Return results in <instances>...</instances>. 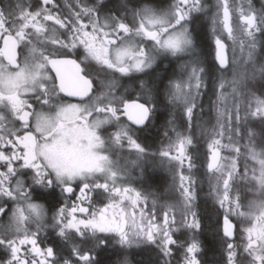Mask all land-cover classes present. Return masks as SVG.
<instances>
[{
    "label": "snow or ice",
    "instance_id": "1",
    "mask_svg": "<svg viewBox=\"0 0 264 264\" xmlns=\"http://www.w3.org/2000/svg\"><path fill=\"white\" fill-rule=\"evenodd\" d=\"M137 5L121 0L113 12L104 0H75L65 14L56 0L0 4V217L9 220L0 264H99L97 249L134 244L155 245L161 264L177 253L178 264H202L190 148L206 96L215 113L206 130L209 195L223 210L225 264H264V0L259 9L252 0H172L159 12ZM209 15L210 66L191 29ZM168 57L177 66L167 83L133 75L147 77ZM244 65L251 67L238 71ZM126 76L138 81L136 99L116 94ZM257 78L258 95L246 83ZM161 90L173 119L167 144L150 153L139 133L151 125ZM177 111L186 132L176 127ZM125 149L135 159L121 164ZM157 155L179 169V198L162 219L130 171Z\"/></svg>",
    "mask_w": 264,
    "mask_h": 264
},
{
    "label": "flooded vegetation",
    "instance_id": "2",
    "mask_svg": "<svg viewBox=\"0 0 264 264\" xmlns=\"http://www.w3.org/2000/svg\"><path fill=\"white\" fill-rule=\"evenodd\" d=\"M104 1H106V0H104ZM165 1H167V2H165V5L154 4V6H152V7H155L157 5L155 8H158L159 10L162 8H165L167 6V4L170 2V0H165ZM56 2L59 5L61 11H63L65 14H67L69 12V11H66V7H69V5L65 6L64 4L60 3V0H56ZM94 2H95V0H94ZM210 2L208 1L209 4H210ZM2 3H4V0H0V4H2ZM31 3L36 4V3H38V1L36 3H35V1H31ZM143 5H147V4H143ZM201 17L203 18V21L205 24V30L208 32V35H210L208 18H206L204 16H201ZM129 19H131L130 16H129ZM195 22L191 25V29L193 31V38H194V41L196 44L195 33H194ZM197 52L200 55L201 59L203 60L202 53H200V51H198V50H197ZM212 58L213 59L211 60V62L214 63V61H213L214 60V52L212 54ZM170 61L172 63L169 64ZM176 65H177V62L173 58H161V59H158L156 61V63L153 65L152 69L147 70V72L149 73V75L147 77L143 76L144 74H140V73H136L133 75L139 76L141 78L143 77V78L149 79L150 81H151V77L153 75H157L159 77H164L165 78L164 82L167 83V78L171 76V74L173 73V70L176 68ZM167 68H170L169 73L167 72ZM52 75H54V72L52 73ZM116 75L119 76V74H116ZM119 82H120V87L117 89V93H116L117 95L123 94L125 97L130 96L132 99L137 98V96L139 94L138 81L134 82V80L131 77L126 76V77H120ZM160 94H162L161 95L162 98L159 97ZM160 94L157 98L155 97V94L153 97L155 102H156L155 103V109H157V110H155V113L152 117V122H151L150 126H155L157 124V126H155V127L158 130H160V129L165 130V128L168 126L169 120L173 119L172 112H174V109L167 103V100L164 96L163 90H161ZM213 98H214V96L212 97V99ZM160 99H162L161 100L162 102L159 101ZM64 100L66 103H78L79 102L78 98H75V97H64ZM205 100H206V102H208L207 106H210L209 105L210 101H209L207 96L204 97V101ZM159 102H160V104H159ZM157 104H159L160 106ZM159 116H161V117H159ZM203 117L209 118L210 114L203 115ZM161 118H162V120H161ZM123 119L125 120L126 118H123ZM179 121H180V119H179V112H178V113H176V127L179 131H181L179 129V126H178ZM125 122H126V120H125ZM148 130L149 129L147 128L146 131L143 130L139 133L140 142H142L145 146H147V148L149 146L148 151L150 153L151 152L158 153L159 150L161 149V147L164 144H167V139L164 137V131H161V130H160V132L157 131L156 132L157 135L156 134H155L156 136L154 135L153 141H152V143H150L151 144L150 145L145 141V137L148 134V132H147ZM125 155L126 154L123 153L124 159L121 160V164H124L126 161ZM129 157H131L130 158L131 160L135 159L134 154L128 155V158ZM128 162H130V161H128ZM151 169L155 170V174L157 176L162 177L164 185L162 187L163 189H161L162 190L161 193L157 192L155 189H151L150 186L153 184L147 183L148 181L145 180L147 172H149ZM131 175L133 177V182H132L133 187H135L139 191L144 192L146 195L149 193L153 194V195L149 196V199H148L147 207L149 209H152L149 206V202H153V198H156V200L158 202L159 201L165 202L166 200L167 201L171 200V196H172V193L174 190L173 189H171L170 191L166 190V188H165L166 181L165 180H166V178L169 180L172 176L170 175L169 171L166 170V168L163 166V163H161V158L158 155L154 159H150L147 163H143L142 167L134 168L131 171ZM172 183H173V181H172ZM151 187H153V186H151ZM58 193H59V190H57V194ZM37 202L44 203V201H37ZM156 211L162 219L163 210H156ZM48 215L50 217L51 212H49ZM221 221H222V216H221ZM7 227H9L8 217H0V229H4ZM51 232H52V230L48 229V233L51 234ZM42 235H43V233H42ZM174 235L178 236L177 232ZM219 235L221 237L222 232L219 231ZM49 239L50 240L53 239V236L49 235ZM237 242H238V238H237ZM215 246L218 247L216 254L214 256L208 255V257H206L202 253L203 244L200 243L201 251L198 254V258L202 260V264H225L226 253L224 252V246L221 244V242L216 243ZM125 248L126 249L121 248L119 245H114V246L105 248L103 250L97 249V251L95 253H93V255L98 260L99 264H117V261H122L125 258L127 259L128 264H161V257L159 255V250L156 248L155 245H148V244L135 245L134 244L131 247H125ZM102 252H105V255H103L102 257H99V255L102 254ZM175 257L176 258H174L172 260V264H178L179 253L175 254Z\"/></svg>",
    "mask_w": 264,
    "mask_h": 264
},
{
    "label": "trees",
    "instance_id": "3",
    "mask_svg": "<svg viewBox=\"0 0 264 264\" xmlns=\"http://www.w3.org/2000/svg\"><path fill=\"white\" fill-rule=\"evenodd\" d=\"M31 1H37V0H31ZM208 1L210 2L211 0H207V2ZM165 2H167V1H165V0H140V5H142V4H147L150 6H154V4L165 5ZM257 2H260V6H261L262 0H257ZM104 3L107 5L108 9H111L114 12L117 8H119V6L121 4V0H106V1H104ZM140 5H137V6L139 7ZM106 14H109V13L105 12L102 15H106ZM194 33H195L197 50L200 51V53H202L203 60L206 62V64L209 66L212 65L213 63L211 62V60H212V54L214 52V45L212 42L211 35H208V32L205 30V24H204L202 17H200V19H198L195 22ZM206 46H208L210 49ZM169 69L170 68H167L168 73H169ZM158 77L159 76H157V75H153L151 77V80H154ZM213 99H215V97ZM207 104H208V102H206V100H205L204 101V114L203 115L211 114L210 106H207ZM176 113H178V112H176ZM212 120L213 119H211V115L209 118L202 116V118L199 122H201L205 128L210 129V126L208 124H210L212 122ZM212 124H213V122H212ZM185 125L183 127H181V122L179 121V123H178V126L181 128V130L186 132L187 130L185 129ZM148 129L149 130H148L147 136L145 137V141L148 144H150V143H152L153 137L156 134V132L158 131V129L155 128V126H154V128H153V126H149ZM204 136H205L204 138H202L203 136H201V137L196 139V142L190 148V152H192V154L196 157L195 162L197 165L196 169H194L193 171H194V178L196 180V184H195L196 212L198 213V218L201 222V229L198 232V236L200 239V243L203 244L202 253L204 254V256L208 257V255L214 256L216 254L218 247L215 246V244L221 242L219 231H218V220L221 221V209L219 208V205H216L211 200L210 195L208 194V191H209L208 186L209 185H207L205 183V178L207 177V171H206V167L204 165L205 158H206V150L204 148V143H205V140L207 139V134H205ZM249 163L251 164V161H249ZM150 171H152V172H150ZM150 171L147 172L148 174H146L145 180L148 181L147 183L153 184V185H151L153 187L150 186L151 189H155L157 192L161 193V191H162L161 189H163L162 187L164 185L162 177L157 176L155 174L154 169H151ZM165 181H166L165 188L167 191H170L172 188V186H170V184L172 183V179L170 178L168 180L166 178ZM209 193H210V191H209ZM250 197H251V194H250ZM218 213H220V215H218ZM103 255H105V252H102V254H100L99 257H102Z\"/></svg>",
    "mask_w": 264,
    "mask_h": 264
},
{
    "label": "rangeland",
    "instance_id": "4",
    "mask_svg": "<svg viewBox=\"0 0 264 264\" xmlns=\"http://www.w3.org/2000/svg\"><path fill=\"white\" fill-rule=\"evenodd\" d=\"M37 1H35V3ZM91 2H94V0H91ZM60 3L64 4L65 6H68L70 4H74L75 3V0H60ZM171 3H172V0H170V2L167 4V6L165 8H162L160 10L158 8H155V7H152V6H149V5H147V6L151 7L155 11L159 12V11H163V10L167 9L168 5L171 4ZM252 3L254 4V6L257 9L260 8V2H257V0L256 1L255 0L253 1L252 0ZM210 5H213L214 6L215 5V0H211ZM69 10H70L69 7H66V11H69ZM214 10L215 9L213 7V11ZM206 18H208V21H209V30H210V35H211L212 42H213L214 41V37L212 35L211 16L209 15ZM213 45H214V43H213ZM237 54L239 55V50H237ZM231 55H232V53H231V51H229L230 58H231ZM168 58H171V57H168ZM258 60H259V57H258ZM242 63H243V61L241 60V64ZM250 67H251L250 65H244L243 68H239L238 71H243L244 68L250 69ZM226 76H227L228 79H232V72H231V70L226 74ZM246 83H247V87L249 89L253 90V91H257L258 89H260L262 87V83H261V81L258 78L255 81L248 80V81H246ZM229 91H230V89H229ZM258 94H259V92L257 91V95ZM210 112H211V114H210L211 115V119H213L212 120L213 124L211 122L208 125L210 126V129H211L212 125L215 124V113L211 109H210ZM199 124H200V127H197V128L194 129V133H195L196 139L199 138V137H201V136H203L202 138H204L205 137L204 135L206 134V130L207 131H210V129L205 128L204 125L201 122H199ZM105 127H107L109 131H115L114 126H105ZM185 129L187 130V125H185ZM181 131H183V130H181ZM255 131L257 132L258 138H259V136L261 134V129L259 127H257L255 129ZM207 143H208V139H206L205 140V143H204V148L206 150V158H205V163H204L205 166H206L207 155H208ZM257 150H259V148ZM124 153L126 154L125 155V157H126L125 160L127 162L128 161H131V159H130L131 157L128 158L129 153L127 152V149H125ZM222 155H227V153L226 152H222ZM163 166L166 168V170L169 171L170 175L172 176L171 177L172 178V181H173V177L174 176L176 177L175 184L178 185L179 184V178H178V171H179V169L177 168V169L173 170V169L169 168L166 163H163ZM133 169L134 168H131L130 171H132ZM187 174H188L187 173V166L185 165V175H187ZM205 183L210 186L209 179H208V175L205 178ZM172 185H173V183L170 184V186H172ZM209 186H208V190L210 191V187ZM209 191H208V194H209ZM178 198H179V193L177 191H175V188H174V191H173L172 196H171V200H168V201L166 200L165 202H162V201H159L158 202L157 201V203H156V210H163L166 205L175 204L177 202ZM210 198H211V200L216 205H218L211 196H210ZM194 203H195V209L194 210L196 211V200L194 201ZM149 206H150V208H152L153 202H149ZM222 212H223V210L221 209V216H222ZM177 219H179V215L178 214H177ZM181 231H184V230H181ZM177 235L180 236V232H177ZM198 239H199V236H198ZM199 241H200V239H199ZM124 249H126V248H124Z\"/></svg>",
    "mask_w": 264,
    "mask_h": 264
},
{
    "label": "bare ground",
    "instance_id": "5",
    "mask_svg": "<svg viewBox=\"0 0 264 264\" xmlns=\"http://www.w3.org/2000/svg\"><path fill=\"white\" fill-rule=\"evenodd\" d=\"M210 43V42H209ZM210 45V44H209ZM206 47H208V46H206ZM209 48V47H208ZM210 49V48H209ZM208 49V50H209ZM207 51V50H206ZM207 53V52H206ZM207 55V54H206ZM209 55V54H208ZM211 56V55H210ZM230 57V56H229ZM208 58V57H207ZM213 59V58H212ZM214 61V60H213ZM172 63V62H171ZM169 64H170V62H169ZM144 76V75H143ZM143 78V77H142ZM135 82V81H134ZM137 82V81H136ZM161 95L162 94H160V96L159 97H161ZM155 97H157V96H155ZM162 98V97H161ZM158 100V99H157ZM162 99H160L159 101H161ZM162 102V101H161ZM156 103V102H155ZM158 103V102H157ZM159 104H160V102H159ZM159 104H157V105H159ZM162 105V104H161ZM160 106V105H159ZM155 110H157V109H155ZM161 112V111H160ZM173 113V112H172ZM171 114V113H170ZM164 115V114H163ZM159 117H161V116H159ZM178 117V116H177ZM155 119V118H154ZM126 120V119H125ZM161 120H162V118H161ZM160 123V122H159ZM155 126H157V124L155 125ZM165 126V125H164ZM162 127V126H161ZM153 128H154V126H153ZM156 128V127H155ZM159 128V127H158ZM156 130V129H155ZM161 130V129H160ZM160 130H158L159 132H160ZM145 131H146V129H145ZM161 131H165V130H161ZM148 132V131H147ZM154 132V131H153ZM156 135H157V133H156ZM155 135V136H156ZM158 138V137H157ZM164 138V137H163ZM151 145V144H150ZM148 148H149V146H148ZM158 170V169H157ZM146 171V170H145ZM150 172H152V171H150ZM148 174V173H147ZM152 176V175H151ZM152 178V177H151ZM146 182V181H145Z\"/></svg>",
    "mask_w": 264,
    "mask_h": 264
}]
</instances>
